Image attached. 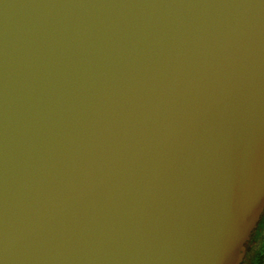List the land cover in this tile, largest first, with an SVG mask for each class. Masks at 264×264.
Listing matches in <instances>:
<instances>
[{
	"label": "water",
	"instance_id": "95a60500",
	"mask_svg": "<svg viewBox=\"0 0 264 264\" xmlns=\"http://www.w3.org/2000/svg\"><path fill=\"white\" fill-rule=\"evenodd\" d=\"M264 212V0H0V264H241Z\"/></svg>",
	"mask_w": 264,
	"mask_h": 264
},
{
	"label": "trees",
	"instance_id": "16d2710c",
	"mask_svg": "<svg viewBox=\"0 0 264 264\" xmlns=\"http://www.w3.org/2000/svg\"><path fill=\"white\" fill-rule=\"evenodd\" d=\"M241 264H264V212L247 242V251Z\"/></svg>",
	"mask_w": 264,
	"mask_h": 264
}]
</instances>
